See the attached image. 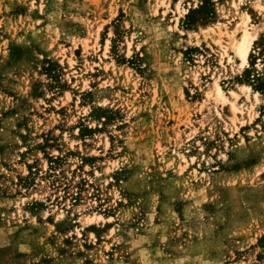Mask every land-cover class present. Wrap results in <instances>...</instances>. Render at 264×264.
<instances>
[{"label":"rangeland","instance_id":"rangeland-1","mask_svg":"<svg viewBox=\"0 0 264 264\" xmlns=\"http://www.w3.org/2000/svg\"><path fill=\"white\" fill-rule=\"evenodd\" d=\"M253 76L264 0H0V264H264Z\"/></svg>","mask_w":264,"mask_h":264},{"label":"bare ground","instance_id":"bare-ground-1","mask_svg":"<svg viewBox=\"0 0 264 264\" xmlns=\"http://www.w3.org/2000/svg\"><path fill=\"white\" fill-rule=\"evenodd\" d=\"M249 19V16L247 15L243 21H241V32L238 37L232 38V48L234 50V53L236 57L239 60V67L242 68L247 65L248 63V54L251 49V46L253 42L258 37V27L247 23ZM238 29V26L235 28V30ZM216 87V93L217 96L222 97V89L220 88V85L215 82ZM243 87L249 88L248 85H244ZM257 94V92H255ZM232 107L236 108L235 104L232 103Z\"/></svg>","mask_w":264,"mask_h":264},{"label":"trees","instance_id":"trees-1","mask_svg":"<svg viewBox=\"0 0 264 264\" xmlns=\"http://www.w3.org/2000/svg\"><path fill=\"white\" fill-rule=\"evenodd\" d=\"M204 8V5H203V2L201 3L200 6H198L197 9H191L189 10L187 13H186V18L188 19L189 22L193 21V17H192V14L195 13V11L197 12H201L200 10ZM210 13L211 11H205L202 15V17H200V20H206L208 17H210ZM247 73H248V70H246ZM253 82H254V88L259 90L261 89V85L263 86L264 85V81H262L261 77L259 76H253Z\"/></svg>","mask_w":264,"mask_h":264}]
</instances>
